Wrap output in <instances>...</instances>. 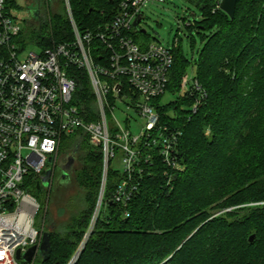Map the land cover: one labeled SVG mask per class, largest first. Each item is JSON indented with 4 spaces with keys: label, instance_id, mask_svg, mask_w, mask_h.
Instances as JSON below:
<instances>
[{
    "label": "trees",
    "instance_id": "1",
    "mask_svg": "<svg viewBox=\"0 0 264 264\" xmlns=\"http://www.w3.org/2000/svg\"><path fill=\"white\" fill-rule=\"evenodd\" d=\"M185 1L200 13L193 22L183 20L192 58L181 43L171 48L174 65L167 92L179 97L158 106L162 123L181 132L174 164L156 158L146 165L126 207L112 201L122 174L109 170L103 201L108 216L102 218L101 210L75 264H264V0H239L234 18L218 8L217 0ZM70 2L81 31L111 19L110 0ZM28 26L19 37L22 43L51 48L74 41L64 10L58 14L49 8ZM194 32L201 42L197 51ZM134 39L150 42L147 32L135 33ZM94 56L101 61L97 52ZM190 67L202 96L181 93ZM69 76L77 82L74 102L86 121H96L87 71L73 67ZM80 137H74L71 150L76 160L72 177L84 205L62 227L45 217L42 233L51 234L52 252L47 261L37 257V264H69L96 211L103 150ZM114 176L118 180L111 184ZM41 189L36 184L35 191ZM252 235L256 239L250 243Z\"/></svg>",
    "mask_w": 264,
    "mask_h": 264
},
{
    "label": "built area",
    "instance_id": "2",
    "mask_svg": "<svg viewBox=\"0 0 264 264\" xmlns=\"http://www.w3.org/2000/svg\"><path fill=\"white\" fill-rule=\"evenodd\" d=\"M110 1V21L81 31L70 0H65L74 41L51 48L37 45L39 52L26 53L29 43L19 41L26 21L7 0H0V264H21L17 252L40 245L43 233L36 218L41 205L28 184L35 178L38 184L50 172L52 188L65 138L84 135L91 146L103 150L105 175L94 221L101 213L107 174L118 151L122 180L112 201L124 207L138 192L146 165L156 158L174 164L181 132L162 123L157 103L167 92L174 57L169 47L134 39L135 33L145 30L140 26L143 9L165 0ZM222 1L217 0L218 8ZM95 52L101 61L95 60ZM73 67L89 75L96 121H86L74 102L77 82L69 76ZM181 89L182 94H205L187 76ZM116 110L125 117L123 122L115 117Z\"/></svg>",
    "mask_w": 264,
    "mask_h": 264
},
{
    "label": "rangeland",
    "instance_id": "3",
    "mask_svg": "<svg viewBox=\"0 0 264 264\" xmlns=\"http://www.w3.org/2000/svg\"><path fill=\"white\" fill-rule=\"evenodd\" d=\"M7 2L10 7H14L17 10L16 13L18 16L22 20L26 21L24 28L30 27L28 24L30 25V23H33L40 12L47 15L49 8L52 9L53 13L55 12L58 14H62L64 10L68 16L65 0H7ZM142 12L144 14V19L140 26L148 33L150 42H157L158 44L169 48H173L178 43H181L185 55L189 59L192 58L193 47L187 39L189 31L186 29V24L183 22V20L188 19L193 22L194 18H199L200 13L195 7L189 5L185 0H165L164 2H153L147 4ZM194 14L196 15L195 17ZM47 20L48 18L44 20L45 24L47 23ZM193 35H195L196 38V43L193 46L195 51H197L201 47V42L196 36L195 32ZM27 52H39V48L35 43L28 44L26 53ZM187 75L188 81H192L195 75V68L190 67L187 71ZM178 97L179 95L177 93L166 92L162 98L157 101V103L160 106H165L171 102L177 101ZM182 109L185 110L187 107L182 106ZM133 116L136 117L135 115ZM115 117L121 122H123L125 119L119 110L115 111ZM109 120L112 124H115L112 118H109ZM132 127L134 131L137 129L136 125H133ZM77 137L81 138L80 136ZM73 146L74 137H68L63 140L59 156L61 161L54 172L51 189L48 187V185L39 191H35L37 183L36 178L31 180L28 184L31 188V194L41 205L40 211L36 218V227L41 231L47 227L45 219L46 216L49 215V218L52 221H54L59 227H62L69 221L70 217L77 213L84 205L82 192L77 187L72 177L76 161L75 164L72 165L70 171L66 169L69 159L73 158L71 155ZM121 155L122 154L118 151L117 157L111 162V171H122L123 166L120 163ZM104 175L105 174L103 173V180ZM117 180L118 177L114 176L111 180V184L116 183ZM59 191H61V193H59ZM104 216H108V210L105 205L102 208L101 214L102 218H104ZM92 221L87 233L92 231L94 228L95 224L92 225ZM94 222L96 223V221ZM37 263L38 262H36V264Z\"/></svg>",
    "mask_w": 264,
    "mask_h": 264
},
{
    "label": "water",
    "instance_id": "4",
    "mask_svg": "<svg viewBox=\"0 0 264 264\" xmlns=\"http://www.w3.org/2000/svg\"><path fill=\"white\" fill-rule=\"evenodd\" d=\"M238 1L239 0H223L221 4V10L224 11L226 14H228L231 18H234ZM141 20L142 18L140 16L136 20L134 25L137 27L139 23L141 22ZM143 33H146V30H143ZM75 161L76 160L74 157L70 158L69 163L66 166V169L70 171L72 165L75 164ZM49 162L52 163V159H50ZM49 184H50V172L41 179V181L37 184V188L41 189L42 187H46ZM94 219L95 218L93 217L92 225L95 224ZM92 231H89V233H87L81 247L78 249L77 253L75 254V256L73 257L72 261L69 264H75V262L78 260V258L83 252L84 247L86 246L88 242V239ZM255 239H256V235H252L249 238V242L253 243ZM51 252H52L51 234L49 232H45L43 234V237H42V240L39 246H34L25 253H21V251H18L16 255V259L18 261H22L23 264H32L37 257H40L43 261H47L51 256Z\"/></svg>",
    "mask_w": 264,
    "mask_h": 264
},
{
    "label": "bare ground",
    "instance_id": "5",
    "mask_svg": "<svg viewBox=\"0 0 264 264\" xmlns=\"http://www.w3.org/2000/svg\"><path fill=\"white\" fill-rule=\"evenodd\" d=\"M81 247V246H80Z\"/></svg>",
    "mask_w": 264,
    "mask_h": 264
},
{
    "label": "flooded vegetation",
    "instance_id": "6",
    "mask_svg": "<svg viewBox=\"0 0 264 264\" xmlns=\"http://www.w3.org/2000/svg\"><path fill=\"white\" fill-rule=\"evenodd\" d=\"M56 170V169H55Z\"/></svg>",
    "mask_w": 264,
    "mask_h": 264
}]
</instances>
